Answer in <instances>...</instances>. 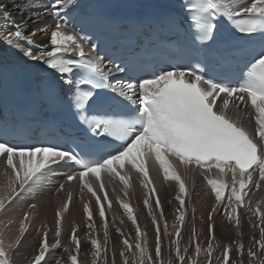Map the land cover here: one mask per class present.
Instances as JSON below:
<instances>
[{
  "label": "snow or ice",
  "instance_id": "snow-or-ice-1",
  "mask_svg": "<svg viewBox=\"0 0 264 264\" xmlns=\"http://www.w3.org/2000/svg\"><path fill=\"white\" fill-rule=\"evenodd\" d=\"M11 7L19 19L0 0V47L22 61L14 72L31 71L41 83L23 105H9L4 100L8 71L0 70V215L15 213L14 205L28 209L14 240L0 232V264H16L31 210L37 208L29 197L43 195L58 170L65 172L56 191L69 188L55 212L54 240L48 239L47 225L42 233L36 229L41 239L29 264H78L84 243L80 225L65 236L67 246L61 240L62 221L74 202L73 181L81 201L85 191L95 197L103 228L101 240L93 210L83 203L91 264H116L118 246L122 264H164L165 243L172 256L168 264H199L202 252L206 264H264V201L254 207L250 198L264 190V0H176L142 18L147 30L139 34L145 42L133 40L126 26L112 36L113 50L122 49L115 57L93 42L94 33H109V17L81 0L38 5L25 0L23 7L12 0ZM38 36L46 39L37 43ZM236 63L243 64L239 76ZM44 111L53 118L34 119ZM150 170L156 179L162 174L164 181L175 182L170 212ZM133 172L146 190L144 205L155 234L151 250L147 230L119 196L131 227L126 234L120 227L125 220L117 223L114 216L115 235L109 231L107 187L115 188L119 178L127 196ZM197 176L213 197L200 217L207 247H201L195 229V207L191 240L182 247L189 183L195 187ZM242 212L250 214V227L260 234L259 240L250 238L247 250L240 239ZM217 216L233 226L235 238L222 225V238L217 237Z\"/></svg>",
  "mask_w": 264,
  "mask_h": 264
},
{
  "label": "bare ground",
  "instance_id": "bare-ground-1",
  "mask_svg": "<svg viewBox=\"0 0 264 264\" xmlns=\"http://www.w3.org/2000/svg\"><path fill=\"white\" fill-rule=\"evenodd\" d=\"M2 2L9 5V10L12 11L13 15L16 16L17 19L20 18V13L11 7L12 0H2ZM45 2H46V0H45ZM81 2L84 4L86 2V0H81ZM39 3H40V0H36V4L38 5ZM16 4L18 7H23L25 5V0H16ZM25 18H27V14L25 15ZM46 22L52 23V21L50 19L47 20ZM45 39H46V37H44V36H38L37 43H40L41 41H43ZM6 52L14 53V51L9 50L7 47H0V57L4 56ZM245 122H247V121H245ZM253 124H254V121H253ZM0 171L3 172V169L0 168ZM64 172H65V170H58L55 173V175L51 179V186L44 190L43 195H38L35 198H30L31 203L37 204V208L31 210L30 220H34V222L39 221V223H41L43 226L46 225L47 222H49L50 225H52V223H53L55 225L54 228H56V223H54L55 221L53 222V219L50 218V216L45 215L46 211H48V212L50 211L48 209L49 204L47 205V202L50 200L49 199L47 200V197L45 195L49 194L46 192L51 193L53 191H56V188L59 185V183L61 182V177L64 175ZM101 175H102V179L105 181V183L108 184V180H107L106 175L103 172ZM150 176H152V178L154 180V186L156 187L157 193L160 195V197L164 203V207H165L166 212H170L172 206L168 203V201L171 200L174 196L173 186L175 185V182L174 181H164L162 174H161L160 179H156L154 173H152L151 170H150ZM3 179H4V177H3L2 173H0V180H3ZM113 184L115 185V188H113L112 184H109L107 187L109 199L112 201L111 211L108 210L107 202H105V212H106V216L108 218V222L110 225V229H109L110 235H115L114 229L111 228V223H112V219L114 216L118 218L117 223L119 222V219L125 220V224L120 225V227L126 230V234H127V230L131 227L130 222L127 220V216L124 212V209L121 210L122 207H121L120 200L117 199V196H119L122 200H124V202L130 203V205L132 206L134 214L137 216V222L141 226V229L147 230V233H148L147 239H148L149 249L150 250L153 249L154 248V235L155 234H154L153 227L151 225V217L148 216L147 209L144 205V198H145V191L146 190L144 189V187L141 183V177L138 176L135 172H133L131 174L127 196H125L124 193L121 191V188L123 187V185L119 181V178H116L113 181ZM72 185H75L77 188H79L78 184L75 181L72 182ZM66 187L69 188L68 185H66ZM189 190L191 192V200L190 201L186 200V203H189V214L191 212V208L195 207L196 208V215H195L196 220H197L198 216H199V218L201 217V215L206 216L208 205H210L212 203V200H213V197L206 195V193L208 191L207 185L203 184L202 178L197 176L196 180H195V187H192L191 182H190L189 183ZM67 191L68 190H65L63 192H67ZM53 193H52V195H53ZM75 195H76V192H75ZM225 195L227 196V193ZM64 196H65V194H64ZM56 197L57 198H56L55 202L53 201L54 202L53 206H55V209L57 208L56 205H58L59 201L64 202V200H63L64 197L62 195H58ZM250 198L253 201V206L255 207V203L257 201H264V190L253 191L250 195ZM75 201L76 202L71 203V209H70L68 216H66V220H65L64 224H66V223L69 224V223L73 222L75 225H80V230L78 232V235L84 243L82 245L83 251L80 253V256L78 257V264H91V260H92V256H91V252H90L91 246L87 242V238L85 236V232L87 231V229L84 227V225L87 221V218H86L85 214L83 213V203H89L90 208L93 210V218L97 222L96 228H97V232L99 233V237L101 240L103 238L102 224L100 223L97 206L95 205V197H92L89 199V194H87V195H84L83 201H81V199L75 200ZM261 206L264 207V204H262ZM14 208L17 209L15 213H9L7 215H0V232H3L5 234L6 238H11L13 240L15 239V236L18 234L19 221L23 217L22 216L23 211H25V210L28 211V209L26 207H24L22 204L21 205H14ZM120 215H122V216H120ZM249 215L250 214H248L246 212H242V236L240 237V239L242 240L243 243L248 242L247 239L249 237H251L255 234L257 235V232L253 233V231L248 227V226H250L249 221H248ZM10 219L14 221L11 224L8 223V221ZM167 219H168L169 231L174 233V229L172 228L173 216L169 215L167 217ZM252 219L254 220V219H256V217H252ZM191 221H192V217L188 216L186 219L185 226H190L191 224H189V223ZM197 222L198 221H196V223ZM229 224L230 223L226 219L223 220V217L217 216L218 227H217L216 234H217L218 238H222L221 237V230L219 227L220 225L223 226L224 231L232 232L233 236H234L233 226L232 225L230 226ZM33 225H35V224H33ZM43 226L40 227L41 233L44 230ZM197 226H205V227H203V229L205 230L204 235H206L207 234L206 233V225H203V224H198V225L196 224L195 225L196 232L198 233L199 238L201 239L204 236H200V233L198 232L200 228L198 229ZM31 227H33V226H31V224H29L28 229ZM47 229L49 232L48 239L50 242H52L54 240V232L55 231L52 230V228H50L49 226H47ZM69 232H70V229H69L68 225L64 226L62 234H61V240H62V242L65 243L66 246H67L68 242L65 240V236L68 235ZM133 235H134V233H133ZM187 236H188L187 232L182 231V237H181L182 247L187 246V242H188ZM25 237L26 238L23 239V241H22L23 246L20 249V253L18 256L15 257L16 264H29V261L32 259L33 255H34V250L36 249V245H37L38 241L41 239L40 235L34 234V232L32 233L29 231L27 233H25ZM234 238H235V236H234ZM165 248H167V250H168L167 244H166V246H164L163 252L166 250ZM62 251H63L62 249L57 250V255H59L60 252H62ZM163 252H162V254H164ZM118 253H119V246L117 247L116 264H122L121 258L119 257ZM169 256L171 257V255H169Z\"/></svg>",
  "mask_w": 264,
  "mask_h": 264
},
{
  "label": "rangeland",
  "instance_id": "rangeland-1",
  "mask_svg": "<svg viewBox=\"0 0 264 264\" xmlns=\"http://www.w3.org/2000/svg\"><path fill=\"white\" fill-rule=\"evenodd\" d=\"M0 173H2V171H0ZM202 183L203 184H205L203 181H202ZM71 188H72V190H73V192H74V202H76L75 200H80V196H79V188H77L75 185H72L71 186ZM65 190H68V187H65ZM54 192V193H53ZM53 192H46V193H49V194H47V195H45L46 197H47V200L49 199L50 201H48L47 202V205L49 204V212L48 211H46L45 213V215L46 216H50V218H52L53 219V222L56 220V217H55V211L57 210V208L63 203V202H61V201H59V203H58V205H56V209H55V206H53V204H54V202H55V200H56V196H58V195H62L63 197H64V201L66 200V193L67 192H58L57 193V191H53ZM75 192H76V195H75ZM52 193H53V195H52ZM64 194H65V196H64ZM87 194H89V199L90 198H92V196H91V194L90 193H87V191H85V195H87ZM51 198H50V197ZM91 196V197H90ZM49 197V198H48ZM30 198H32V197H29V202H31V200H30ZM54 201V202H53ZM51 203V204H50ZM189 204V203H188ZM54 208H53V207ZM39 207V206H38ZM40 209V208H39ZM55 209V210H54ZM69 209H71V204L69 205ZM121 210H123V208H121ZM26 211V210H25ZM69 212H70V210H69ZM69 212H67V213H65V217H64V219H63V221H62V231H63V228H64V226H66V225H68V227H69V229H71L73 226H75V224L73 223V222H71V223H69V224H64L65 223V220H66V216H68V214H69ZM44 215V216H45ZM123 215V214H122ZM122 215H120V216H122ZM195 215H196V213H195ZM188 216H190V217H192V214H191V212H190V214H188ZM23 218V217H22ZM226 218H223V220H225ZM227 220V219H226ZM255 220V219H254ZM196 221H198L197 223H196ZM55 223V222H54ZM29 224H31V226H33V227H31V228H29L28 229V231L29 232H34V234H37L36 233V229H40V227L41 226H43L41 223H39V221H37V222H34V220H30V222H29ZM33 224H35V225H33ZM37 224V225H36ZM71 224V225H70ZM189 224H191V222L189 223ZM198 225V224H202V222H201V219L199 218V216L197 217V220L195 219V225ZM46 225L47 226H49L50 228H52V230H54L55 231V228H54V224L52 223V225H50V223L49 222H47L46 223ZM230 226H231V224H229ZM35 226V227H34ZM198 227V229H199V233H200V236H204V237H202L201 239L199 238V242H200V245H201V247L202 248H206L207 247V243H206V235H204V232H205V230L203 229V227H205V226H197ZM252 231H253V233H256L257 232V235L255 234V237H256V239L257 240H259L260 239V234H259V230L258 229H255V230H253L250 226H248ZM185 228V229H184ZM184 228L182 229V231H186L187 232V238H188V242H187V246L189 245V243H190V240H191V225L190 226H184ZM31 229V230H30ZM33 230V231H32ZM41 230V229H40ZM252 237V236H251ZM251 237H249L247 240H248V242H245L244 243V245H245V249L247 250V248L248 247H250L251 246ZM165 246H166V244H165ZM166 250L163 252L164 254H162V260L164 261V264H168V261L169 260H171L172 259V256L170 257L169 255V252H168V250H167V248H165ZM255 250V249H254ZM220 255V250L219 249H217V251H216V253H215V256H219ZM199 264H206V261H205V253L204 252H202L201 253V255H200V257H199Z\"/></svg>",
  "mask_w": 264,
  "mask_h": 264
}]
</instances>
